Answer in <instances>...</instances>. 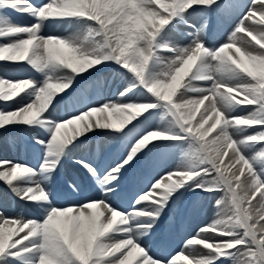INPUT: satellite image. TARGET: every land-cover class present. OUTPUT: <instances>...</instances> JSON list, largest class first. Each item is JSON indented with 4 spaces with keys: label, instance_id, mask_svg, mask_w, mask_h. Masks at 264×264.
<instances>
[{
    "label": "snow or ice",
    "instance_id": "snow-or-ice-1",
    "mask_svg": "<svg viewBox=\"0 0 264 264\" xmlns=\"http://www.w3.org/2000/svg\"><path fill=\"white\" fill-rule=\"evenodd\" d=\"M0 62V138L36 161L0 157V264H264V0H0Z\"/></svg>",
    "mask_w": 264,
    "mask_h": 264
},
{
    "label": "bare ground",
    "instance_id": "bare-ground-1",
    "mask_svg": "<svg viewBox=\"0 0 264 264\" xmlns=\"http://www.w3.org/2000/svg\"><path fill=\"white\" fill-rule=\"evenodd\" d=\"M46 2V1H44ZM17 18V21L18 23L20 24H29L30 22L32 23L33 21L30 19V18H25V16H15ZM76 28L80 29V31H82V29L80 28V26L78 25H71L70 27L68 26H65V27H61L59 25H51V24H48L45 26L44 28V34L45 35H58V33H61V34H67L65 31L68 30V32H70V30H75ZM13 70V69H12ZM110 98H113L112 97V94L110 92L108 93H103L102 95L98 96L97 97V102H101L105 99H110ZM240 115H244L246 113H239ZM198 118V117H197ZM11 137L12 135H9L7 134L6 138L8 141H11ZM12 142V141H11ZM6 156H7V153H4ZM3 155V154H1ZM80 154L77 153V157L79 156ZM0 157H3V156H0ZM8 158V157H7ZM72 163V162H70ZM68 170H70L69 167H67ZM222 195V194H220ZM216 199H219V196L216 197ZM0 209L2 210L3 214L8 216L10 214V210L9 208L7 207V203L6 201L4 200V198L0 195ZM218 211V209H217ZM210 213V212H209ZM217 213V212H216ZM216 213L214 212V210L212 211L211 213V216L213 215L214 218H216ZM209 215V214H208ZM200 219H205V218H200ZM206 220H207V217H206ZM198 222V221H197ZM193 227V226H191ZM190 226H188L189 230L192 229ZM205 238H214L213 234L210 235V233H205V234H202ZM196 246H198L199 248H201L202 250L200 249H197ZM196 250H197V253H202L203 252V248L201 245H194L193 246Z\"/></svg>",
    "mask_w": 264,
    "mask_h": 264
},
{
    "label": "rangeland",
    "instance_id": "rangeland-1",
    "mask_svg": "<svg viewBox=\"0 0 264 264\" xmlns=\"http://www.w3.org/2000/svg\"><path fill=\"white\" fill-rule=\"evenodd\" d=\"M80 32V30H78V32L77 33H79ZM75 33V32H74ZM219 41V40H218ZM217 41V42H218ZM0 69L1 70H3V68L2 67H0ZM8 74H7V77L6 78H10V79H16V78H19L21 75H23L22 73H20L19 71L18 72H16V73H11V72H7ZM16 77V78H15ZM104 101V100H103ZM103 101H101V102H103ZM14 134V133H13ZM104 139H106V138H104ZM103 139V140H104ZM2 140V139H1ZM102 140V141H103ZM1 142V141H0ZM5 142H7V141H5ZM9 143V142H8ZM109 147H111V145L110 144H108V143H106L105 144V151H107V148H109ZM14 160V159H13ZM1 191V190H0ZM16 204H17V206H16V208L15 207H13V205H12V207H11V205H10V203H9V198L7 197V204H8V206L10 207V209H11V211H12V214L10 213V215H9V217H11V216H17V215H19L20 213H21V211H23L22 209H20V204L21 203H18V202H20L17 198H16ZM24 214L27 216V215H29L30 213H27V212H24ZM197 219V217L196 218H194L193 220H196ZM207 220H210V215H207ZM205 221L204 223H207L208 221ZM186 223H188V222H186Z\"/></svg>",
    "mask_w": 264,
    "mask_h": 264
}]
</instances>
